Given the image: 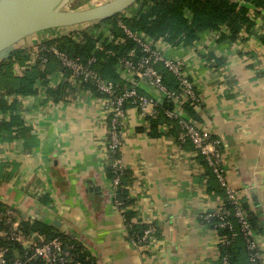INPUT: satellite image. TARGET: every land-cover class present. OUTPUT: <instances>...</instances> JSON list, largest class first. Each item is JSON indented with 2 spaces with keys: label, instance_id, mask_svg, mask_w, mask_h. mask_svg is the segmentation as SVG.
I'll use <instances>...</instances> for the list:
<instances>
[{
  "label": "crops",
  "instance_id": "0c3cea01",
  "mask_svg": "<svg viewBox=\"0 0 264 264\" xmlns=\"http://www.w3.org/2000/svg\"><path fill=\"white\" fill-rule=\"evenodd\" d=\"M253 16L251 33L234 42L219 39L224 28L204 34L191 47L153 46L183 62L199 97L195 111L200 120L188 116L181 104H174L173 111L222 141L226 179L257 218L264 261V46L259 39L264 10ZM97 24L85 26L109 42L108 26L93 27ZM31 40L17 49L30 50L47 39ZM116 72L124 85L164 103L158 89L127 76L118 65ZM48 80V89L65 88L59 100L41 89L23 97L25 125L0 137V205L15 208L22 222H41L71 236L99 264H221L218 235L203 217L218 209L222 198L208 192L205 160L193 145L150 136L147 116L128 105L121 160L133 178V210L160 231L147 246L134 247L114 205L101 98L71 83L63 70Z\"/></svg>",
  "mask_w": 264,
  "mask_h": 264
},
{
  "label": "trees",
  "instance_id": "16d2710c",
  "mask_svg": "<svg viewBox=\"0 0 264 264\" xmlns=\"http://www.w3.org/2000/svg\"><path fill=\"white\" fill-rule=\"evenodd\" d=\"M131 14L121 13L113 18L99 22L93 27L106 25L113 36L112 42L103 39L102 33L95 35L90 30H75L58 38L44 42L46 45H56L60 50L67 52L71 56H80L84 60L91 56H96L97 62L94 68L105 79L124 85L117 72L116 65L120 57H127L132 51L139 57L142 52L135 42L128 39L123 30L118 26L121 21L125 26L134 32L143 34L153 45L164 42L172 46H194L208 32H220L226 28V33H221L220 40L237 41L242 33L249 34L256 25L254 16L264 10V0H138L130 8ZM129 9V10H130ZM260 42L264 46V33L260 36ZM123 40V41H122ZM104 41V42H103ZM103 42L102 49L98 44ZM106 50H111L114 55H107ZM31 51L27 49H16L8 60L0 62V137L6 138L12 135L19 127L24 126L21 115L20 98L35 95L38 92L37 83L48 86V76L57 71H62L60 63L54 58H49L46 64L37 60L30 65ZM17 67L21 71H17ZM162 75L163 83L172 92H179V83L176 78L167 71L163 65L157 66ZM64 87L56 90L47 89L50 96L59 100ZM97 96L99 94L95 93ZM13 96V99H9ZM184 112L199 121L200 118L195 111L197 106L192 101L181 103ZM174 103L165 99L162 105L156 107V114L147 117L150 123L149 134L156 138L163 135L172 136L178 142L181 131L179 118H170L168 111H173ZM8 115V116H6ZM191 144L187 142L183 145ZM209 176L208 192L219 194L225 202V207L231 210L223 188L215 178L212 170L206 162ZM110 179L114 176L111 168H108ZM133 184L131 173L126 169L121 177L119 186L116 189L115 199L123 203L126 208L124 213V225L127 238L138 237L148 228L155 229V236L159 237L160 231L155 224H146L141 219L136 218L133 210L134 199L130 195V188ZM243 208L249 214V220L257 230V218L250 212L249 206L242 202ZM2 206L0 205V209ZM206 222L205 220H203ZM217 218H212L211 223L216 226ZM234 231L237 236L229 246H219L220 261L227 257L229 264H251L249 251L243 234L237 221L231 217ZM22 229L27 237L37 234L46 241L54 238H62L64 241L77 246L78 252L82 253V258L88 256L84 247L71 236H66L54 227L47 226L41 222L24 221L21 223ZM219 235L231 236L227 229H219ZM10 258H16L12 251ZM32 264H43L41 260H35ZM73 264V263H71Z\"/></svg>",
  "mask_w": 264,
  "mask_h": 264
},
{
  "label": "built area",
  "instance_id": "2783aa9c",
  "mask_svg": "<svg viewBox=\"0 0 264 264\" xmlns=\"http://www.w3.org/2000/svg\"><path fill=\"white\" fill-rule=\"evenodd\" d=\"M125 13L130 15L131 9L125 11ZM118 26L128 39L137 44L142 52L139 57H136V52L132 51L129 56L118 59L117 65L127 76L147 82L151 87L158 89L166 100L174 104H181L190 100L199 105L200 101L196 88L186 75L181 60H174L164 56L160 50L154 48L153 44L143 34L132 31L121 21L118 22ZM50 39L53 38H49L46 41ZM112 41L113 36L109 42ZM44 42L33 47V55L31 61H29L30 65L35 64L37 60L46 64L49 58H54L60 63L64 76L71 83L83 86L88 92L100 95L108 127L104 154L114 176L112 180L114 205L124 220L126 208L115 197L116 189L126 170L121 160V148L123 146V126L128 105L137 108L142 115L149 117L156 114L158 104L142 93L137 86L121 85L102 77L94 68L97 62L96 56H91L84 60L80 56H71L67 52L60 50L56 45L49 46ZM101 49L102 47H100ZM105 53L114 55L111 50H106ZM158 65H163L176 78L180 87L179 92H172L164 85L162 75L157 68ZM36 87L38 90L47 91L48 89V86H43L41 83H37ZM13 98L11 96L9 99ZM19 99L22 98L19 97ZM167 116L179 118L181 131L178 136V143L183 145L190 142L194 149L203 156L221 188L224 189L227 201L232 207L231 210L226 208L225 202L222 200L218 209L203 217V220L206 221L205 223L210 225L217 233L219 246H229L237 236L234 231L233 221H231V217H233L239 224L240 232L246 241L251 264H264L263 256L256 240V231L250 223L249 214L243 208L239 194L230 187L226 179L223 167L222 141L213 137L206 129L198 128L190 119L182 117L174 111H168ZM212 218L219 220L216 226L211 223ZM21 223L19 213L15 208L2 207L0 209V264H32L35 260H41L43 264H99L90 255L82 258V253L78 252L77 246L64 241L62 238L46 241L37 234L34 235L39 236V240L35 239L36 236L34 235L27 237ZM219 229L229 230L231 236L219 235ZM154 239L155 229L150 227L142 235L132 237L128 241L134 247L139 248L147 246ZM12 251L16 255L14 259L10 258ZM221 264H229L227 257L222 258Z\"/></svg>",
  "mask_w": 264,
  "mask_h": 264
},
{
  "label": "water",
  "instance_id": "95a60500",
  "mask_svg": "<svg viewBox=\"0 0 264 264\" xmlns=\"http://www.w3.org/2000/svg\"><path fill=\"white\" fill-rule=\"evenodd\" d=\"M73 0H0V62L18 44L43 31L95 24L132 8L138 0H111L90 8L69 10ZM59 222L52 225L58 227ZM60 225V224H59ZM35 239L39 240V236Z\"/></svg>",
  "mask_w": 264,
  "mask_h": 264
},
{
  "label": "rangeland",
  "instance_id": "374dc122",
  "mask_svg": "<svg viewBox=\"0 0 264 264\" xmlns=\"http://www.w3.org/2000/svg\"><path fill=\"white\" fill-rule=\"evenodd\" d=\"M111 0H73L67 7L66 9L69 10H79V9H85V8H90V7H94L97 5H101L104 3H107ZM125 13V12H124ZM90 25V24H89ZM92 25V24H91ZM89 28H91V26L86 27L85 25H80V26H73V27H67L64 29H55V30H49V31H43V32H39L37 34H34L32 36H29L27 39L23 40L22 42H20L18 44L19 48L22 44L32 41V37L35 38V41H38L40 39H48L50 36L51 38H57L60 37L64 34H68L72 31L75 30H90ZM31 51H33V49H30Z\"/></svg>",
  "mask_w": 264,
  "mask_h": 264
}]
</instances>
